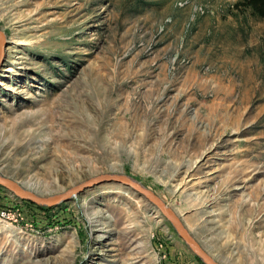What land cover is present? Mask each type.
Masks as SVG:
<instances>
[{
  "label": "rangeland",
  "instance_id": "obj_1",
  "mask_svg": "<svg viewBox=\"0 0 264 264\" xmlns=\"http://www.w3.org/2000/svg\"><path fill=\"white\" fill-rule=\"evenodd\" d=\"M241 0H0V175L39 196L122 175L219 264H264V18ZM24 91V92H22ZM0 223V264H204L97 184Z\"/></svg>",
  "mask_w": 264,
  "mask_h": 264
},
{
  "label": "water",
  "instance_id": "obj_2",
  "mask_svg": "<svg viewBox=\"0 0 264 264\" xmlns=\"http://www.w3.org/2000/svg\"><path fill=\"white\" fill-rule=\"evenodd\" d=\"M4 45V35L0 31V57L3 54ZM105 183L120 184L126 188H129L132 192L136 193L137 196L144 198L160 213V215L165 220H167L172 225L178 236L187 244V246L204 264H219L193 239V237L185 228L181 219L175 214L173 210L163 204L161 200L151 191L138 185L125 176L116 174L99 175L96 178L73 186L61 194L42 197L30 190L23 188L18 182L0 175V187L5 189L14 198L19 199V201L22 202L31 203L40 208L47 209L55 208L62 203L70 202L73 198H75L79 194H82L86 189H89L97 184L99 185Z\"/></svg>",
  "mask_w": 264,
  "mask_h": 264
},
{
  "label": "built area",
  "instance_id": "obj_3",
  "mask_svg": "<svg viewBox=\"0 0 264 264\" xmlns=\"http://www.w3.org/2000/svg\"><path fill=\"white\" fill-rule=\"evenodd\" d=\"M0 223L27 234L34 230V222L19 202L0 203Z\"/></svg>",
  "mask_w": 264,
  "mask_h": 264
},
{
  "label": "trees",
  "instance_id": "obj_4",
  "mask_svg": "<svg viewBox=\"0 0 264 264\" xmlns=\"http://www.w3.org/2000/svg\"><path fill=\"white\" fill-rule=\"evenodd\" d=\"M234 9L241 11L243 9H250L251 12L261 18H264V0H241L240 2L236 3ZM28 203V202H26ZM31 204V203H29ZM33 205V204H31ZM36 206V205H34ZM38 207V206H36ZM40 208V207H38ZM47 209V208H46Z\"/></svg>",
  "mask_w": 264,
  "mask_h": 264
},
{
  "label": "bare ground",
  "instance_id": "obj_5",
  "mask_svg": "<svg viewBox=\"0 0 264 264\" xmlns=\"http://www.w3.org/2000/svg\"><path fill=\"white\" fill-rule=\"evenodd\" d=\"M22 92H24V91H22Z\"/></svg>",
  "mask_w": 264,
  "mask_h": 264
}]
</instances>
